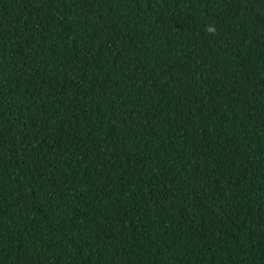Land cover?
<instances>
[{
	"label": "trees",
	"instance_id": "16d2710c",
	"mask_svg": "<svg viewBox=\"0 0 264 264\" xmlns=\"http://www.w3.org/2000/svg\"><path fill=\"white\" fill-rule=\"evenodd\" d=\"M0 264H264V0H0Z\"/></svg>",
	"mask_w": 264,
	"mask_h": 264
}]
</instances>
